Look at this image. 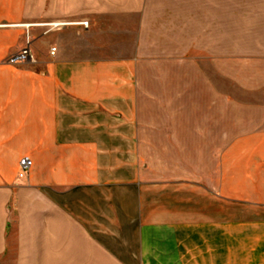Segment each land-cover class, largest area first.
<instances>
[{
    "label": "crops",
    "instance_id": "obj_1",
    "mask_svg": "<svg viewBox=\"0 0 264 264\" xmlns=\"http://www.w3.org/2000/svg\"><path fill=\"white\" fill-rule=\"evenodd\" d=\"M0 264H264V0H0Z\"/></svg>",
    "mask_w": 264,
    "mask_h": 264
},
{
    "label": "built area",
    "instance_id": "obj_2",
    "mask_svg": "<svg viewBox=\"0 0 264 264\" xmlns=\"http://www.w3.org/2000/svg\"><path fill=\"white\" fill-rule=\"evenodd\" d=\"M66 23L62 22H51L47 23V27L51 30L59 29ZM83 27H87V22L83 21L80 23ZM43 25V24H42ZM29 27L30 25H25ZM33 26H37V24H33ZM29 43H30V38L29 34L26 32L25 34V45L24 47L17 53L13 54L7 59V63L11 65H16V64H21L25 63L29 60L30 58V51H29ZM55 49L51 50V54H53ZM32 168V161L29 158H21L19 160L18 164V173L17 177L18 179H24L27 177V174L29 173L30 169Z\"/></svg>",
    "mask_w": 264,
    "mask_h": 264
},
{
    "label": "rangeland",
    "instance_id": "obj_3",
    "mask_svg": "<svg viewBox=\"0 0 264 264\" xmlns=\"http://www.w3.org/2000/svg\"><path fill=\"white\" fill-rule=\"evenodd\" d=\"M49 23H51V22H49ZM36 24V23H35Z\"/></svg>",
    "mask_w": 264,
    "mask_h": 264
}]
</instances>
